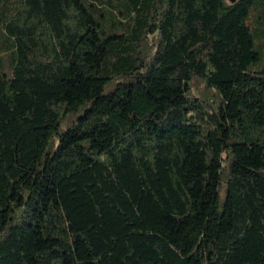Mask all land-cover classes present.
<instances>
[{"label":"trees","instance_id":"1","mask_svg":"<svg viewBox=\"0 0 264 264\" xmlns=\"http://www.w3.org/2000/svg\"><path fill=\"white\" fill-rule=\"evenodd\" d=\"M0 264H264V0H0Z\"/></svg>","mask_w":264,"mask_h":264},{"label":"rangeland","instance_id":"2","mask_svg":"<svg viewBox=\"0 0 264 264\" xmlns=\"http://www.w3.org/2000/svg\"><path fill=\"white\" fill-rule=\"evenodd\" d=\"M228 2H230V0H227ZM251 17V13L247 19V21L250 23V18ZM201 88H203V85H200ZM204 96V95H202ZM228 170V167L226 166L224 169H223V174L225 175L226 172ZM225 196H226V193H225V188H224V183L221 185L220 187V198H219V201H220V206H222L223 202H224V199H225Z\"/></svg>","mask_w":264,"mask_h":264},{"label":"water","instance_id":"3","mask_svg":"<svg viewBox=\"0 0 264 264\" xmlns=\"http://www.w3.org/2000/svg\"><path fill=\"white\" fill-rule=\"evenodd\" d=\"M230 1H235V0H230Z\"/></svg>","mask_w":264,"mask_h":264}]
</instances>
